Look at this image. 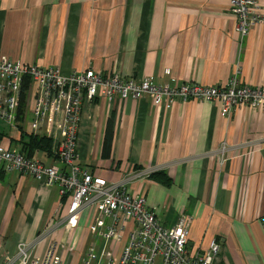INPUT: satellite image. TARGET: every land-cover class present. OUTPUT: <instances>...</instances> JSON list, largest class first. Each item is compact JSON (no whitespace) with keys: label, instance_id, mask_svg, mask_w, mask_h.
<instances>
[{"label":"crops","instance_id":"0c3cea01","mask_svg":"<svg viewBox=\"0 0 264 264\" xmlns=\"http://www.w3.org/2000/svg\"><path fill=\"white\" fill-rule=\"evenodd\" d=\"M230 6L231 0H0V58L65 75L92 69L108 77L117 68L124 78L171 86L223 87L236 75L264 89V25L242 36ZM261 8L264 14V1ZM220 106L193 99L162 108L150 97L83 103L79 163L108 181L161 170L131 182L128 192L143 197L165 225L190 215L193 253L218 240L214 264H264V109L237 107L227 118ZM111 114L113 141L104 156ZM8 136L16 141L0 123V143ZM32 157L62 168L46 152ZM1 168L0 264L46 229L52 233L37 249L41 255L52 240L64 247L66 264H82L91 248L101 251L104 242L89 230L96 211H84L68 233L62 225L70 200L58 186ZM124 242L111 245L115 257Z\"/></svg>","mask_w":264,"mask_h":264},{"label":"built area","instance_id":"2783aa9c","mask_svg":"<svg viewBox=\"0 0 264 264\" xmlns=\"http://www.w3.org/2000/svg\"><path fill=\"white\" fill-rule=\"evenodd\" d=\"M263 1L231 0L230 12L237 18L238 31L242 36L256 25H264ZM110 76L85 70L64 78L58 69L41 70L34 65L1 57L0 123L9 126L16 138L12 143V137L8 136L5 143H0L1 169L8 175H30L38 181H44L48 187L58 185L61 198L70 200L69 223H64L68 233L77 227L78 215L82 210H100L99 216L91 221L89 230L104 242L99 251L103 259H107L103 264H115L114 249L110 242L120 240L119 231L125 229L130 220L134 224L129 242L123 249L125 256L121 257L119 264H190L184 255L188 237L186 223L171 231L163 229L155 210L147 206L145 199L128 192L132 182L130 177L118 182L108 181L93 176L80 165L77 148L83 103H92L96 98L103 97L112 106L129 97L136 100L150 97L155 105L166 108L177 101H219L221 115L229 118L237 107L264 109V89L243 85L235 75L223 87L189 83L180 86L158 85L152 78H147L144 90L140 91L141 81L124 84L120 75ZM25 85L28 88L24 89ZM24 95L26 98L23 103ZM22 134L48 137L52 142L53 157L62 164V168L45 165L26 155L17 139V135L20 137ZM121 217L126 222H122ZM51 232L47 229L34 243H21L18 248L39 246ZM164 238H169V244L159 248ZM176 239L178 244L175 246L173 242ZM220 249L217 240L212 241L202 264H212ZM89 251L82 264H94L99 258L94 248ZM150 255L151 258L145 257ZM22 260H25L22 264H27L29 254ZM60 262L53 246L43 264ZM31 264H39V260H33Z\"/></svg>","mask_w":264,"mask_h":264},{"label":"rangeland","instance_id":"374dc122","mask_svg":"<svg viewBox=\"0 0 264 264\" xmlns=\"http://www.w3.org/2000/svg\"><path fill=\"white\" fill-rule=\"evenodd\" d=\"M30 65H34V66H36V67H38V68H40L41 70H47V69H44V68H42V67H39L38 65H36V64H30ZM55 69H58V68H55ZM59 71H60V74L64 77V78H67V77H71V76H74V75H76V74H78L79 72H73V73H70V74H68V75H65V74H63L62 73V71H61V69H58ZM90 70H92V69H88L87 71H90ZM94 71V70H93ZM115 75H120V77H121V79H122V82L124 83V84H127V83H130V82H135V81H141L142 82V87L139 89L140 91H142V90H144V84H145V82H146V80H147V78H145V77H137V76H133V77H130V78H124L123 76H122V74L120 73V71H119V69H117V68H114L113 69V71H112V74H111V76H115ZM110 76V77H111ZM106 78V77H105ZM130 79V80H129ZM193 84V83H192ZM130 94V91H128V95ZM98 95H100V94H98ZM122 95H123V93H122ZM132 98V97H131ZM134 99V98H133ZM136 100V99H135ZM139 100V99H138ZM113 106V105H112ZM112 115V114H111ZM4 127V125H2V128ZM226 150H227V147L226 146H223L221 149H219V153L221 154V156H223L224 155V153L226 152ZM217 152V153H218ZM224 160H226V159H224ZM223 160V161H224ZM60 163V162H59ZM59 167V166H58ZM161 170H153V171H146V172H144V171H140L139 173H137V174H135V173H132V172H129L128 173V177H130L131 178V181L132 182H134V181H136L139 177H151L152 175H154V174H156V173H158V172H160ZM116 182H118V181H116ZM56 186H58V185H56ZM59 193H60V188H59ZM61 197V196H60ZM92 210H94V211H96V215L94 216V218L95 217H98L99 216V213L101 212L100 210H98L97 211V209L96 208H92ZM83 211L84 210H82L81 212H80V214L78 215V220H77V222H79V220H80V218H81V216H82V213H83ZM69 215H70V209H67V211H66V215H65V219H64V223L66 222L67 224L69 223ZM93 218V219H94ZM121 220H122V222H126V220H124L122 217H121ZM192 217L190 216V215H187V214H184V215H182L181 217H180V219L174 224V225H165L163 222H161L160 220H159V222H160V224H161V227L163 228V229H165V230H167V231H171V230H173L174 228H176L177 226H179V225H181V224H187L188 225V237H187V242H186V245H185V252H184V255H185V257L187 258V260L190 262V264H202L203 263V261H204V259L207 257V255H208V249L206 250V251H204L203 253H193L190 249H189V246H190V233H191V228H192ZM133 223L134 224V222L133 221H127V226H128V224L129 223ZM64 223H63V227H64ZM127 226H125V229H123V230H120L119 231V235H121V238H120V240H118V241H116V240H114V241H112V242H110V244L112 245V244H120V243H122L123 244V242H124V234L125 233H127L128 232V238H127V240H126V242H124V245L123 246H120V252H119V254L117 255L118 257H113V261H115V264H119V262H120V259H121V257L122 256H125V254H124V252H123V249L127 246V244H128V242H129V236H130V232L131 231H128L127 230ZM263 227H264V221H263ZM64 229H65V227H64ZM47 230V229H46ZM48 230H51L52 231V229H48ZM66 230V229H65ZM72 230V229H71ZM43 231H45V230H43ZM43 231H41L39 234H38V236L43 232ZM52 233V232H51ZM50 233V234H51ZM37 236V237H38ZM49 237V236H48ZM47 237V238H48ZM36 240H37V238H36ZM35 240V241H36ZM44 242H46V240L44 241ZM44 242H42L39 246H41ZM217 242L220 244V242L217 240ZM21 244V243H20ZM19 244V245H20ZM24 244H27V243H24ZM30 244H32V243H30ZM167 244H169V238H164L163 240H161V242L159 243V248H162V247H164V246H166ZM178 244V240L176 239L174 242H173V245H177ZM18 245V246H19ZM221 245V244H220ZM39 246H36V247H32L31 245H27L26 247H25V249H22V248H18L17 247V253H16V256H14V258L11 260V261H9L8 262V264H22L23 263V261H25V260H22V259H25V256H26V254L28 253L29 254V260H30V262H29V260L27 261V264L29 263V264H31V261H33V260H39V264H43L44 263V261H45V259H46V257H47V254H48V252L51 250V248L54 246L55 247V254L57 255V256H59V258H60V264H66V263H64V260H63V255L61 254V250L62 249H64V247L63 246H61V244H59L58 242H56L55 240H52L50 243H49V245H48V247L46 248V251L44 252V254L43 255H41V254H39L38 252H37V249L39 248ZM68 247V246H67ZM210 247V246H209ZM221 247H222V245H221ZM220 251H221V249H220ZM73 253V249H69V251H68V255L69 254H72ZM90 252V251H89ZM88 252V253H89ZM98 256H99V258L95 261V263L94 264H103L104 262H106L107 261V259L106 258H104L103 259V256L102 255H100L99 254V252H98ZM146 258H151L152 256L150 255V256H145ZM216 257L217 256H215L214 258H213V263L212 264H214V261H215V259H216Z\"/></svg>","mask_w":264,"mask_h":264},{"label":"trees","instance_id":"16d2710c","mask_svg":"<svg viewBox=\"0 0 264 264\" xmlns=\"http://www.w3.org/2000/svg\"><path fill=\"white\" fill-rule=\"evenodd\" d=\"M28 88V85H25L24 89ZM26 95L23 96V103L25 101ZM115 122V118L113 115L109 117L106 135H105V145L103 149V155L108 156L111 151V144L113 141V125ZM20 144L23 145V150L26 155L32 157L36 151L46 152L48 155L53 156L52 153V142L47 137L41 136H27L22 134L19 137ZM155 176L152 175L149 178H153Z\"/></svg>","mask_w":264,"mask_h":264}]
</instances>
